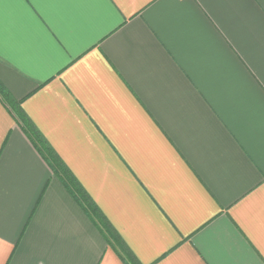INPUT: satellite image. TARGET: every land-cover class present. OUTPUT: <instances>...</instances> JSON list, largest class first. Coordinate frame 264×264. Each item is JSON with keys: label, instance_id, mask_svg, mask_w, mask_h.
Segmentation results:
<instances>
[{"label": "crops", "instance_id": "crops-1", "mask_svg": "<svg viewBox=\"0 0 264 264\" xmlns=\"http://www.w3.org/2000/svg\"><path fill=\"white\" fill-rule=\"evenodd\" d=\"M0 83L138 264H264V0H12ZM0 98V264H124Z\"/></svg>", "mask_w": 264, "mask_h": 264}, {"label": "trees", "instance_id": "trees-1", "mask_svg": "<svg viewBox=\"0 0 264 264\" xmlns=\"http://www.w3.org/2000/svg\"><path fill=\"white\" fill-rule=\"evenodd\" d=\"M0 98L7 108H9L11 114L15 121L21 126L23 132L27 135L29 140L37 148V150L44 157L45 161L52 168L53 172L59 175L63 184L67 190L75 197V199L85 208L86 212L89 213L93 219L97 220L99 224L102 225L105 232L108 234V239L113 243V249L118 254L119 258L124 264H138L131 254L126 250L124 246L121 245L117 240L113 238L114 234L111 229L105 224V221L101 218L100 214L90 203L84 192L78 187L74 182L73 178L68 174V172L60 166L61 164L55 157V155L47 148L43 143L38 132L32 126L31 122L28 120L24 112L20 107V103L14 100L11 95L5 90V88L0 83Z\"/></svg>", "mask_w": 264, "mask_h": 264}, {"label": "snow or ice", "instance_id": "snow-or-ice-1", "mask_svg": "<svg viewBox=\"0 0 264 264\" xmlns=\"http://www.w3.org/2000/svg\"><path fill=\"white\" fill-rule=\"evenodd\" d=\"M12 2V0H0V30H2L3 26V7L5 3Z\"/></svg>", "mask_w": 264, "mask_h": 264}]
</instances>
